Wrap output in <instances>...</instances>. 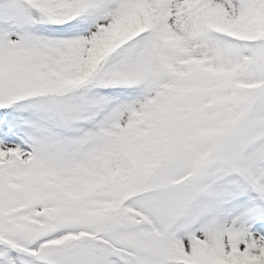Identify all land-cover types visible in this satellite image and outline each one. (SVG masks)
Wrapping results in <instances>:
<instances>
[{
  "label": "snow or ice",
  "instance_id": "1",
  "mask_svg": "<svg viewBox=\"0 0 264 264\" xmlns=\"http://www.w3.org/2000/svg\"><path fill=\"white\" fill-rule=\"evenodd\" d=\"M0 264H264V0H0Z\"/></svg>",
  "mask_w": 264,
  "mask_h": 264
}]
</instances>
